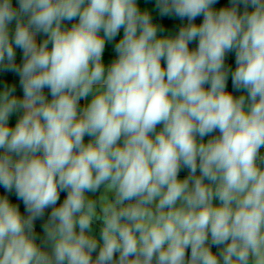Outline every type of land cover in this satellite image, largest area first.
I'll list each match as a JSON object with an SVG mask.
<instances>
[{
  "label": "clouds",
  "instance_id": "1",
  "mask_svg": "<svg viewBox=\"0 0 264 264\" xmlns=\"http://www.w3.org/2000/svg\"><path fill=\"white\" fill-rule=\"evenodd\" d=\"M218 4L0 0V264H264V0Z\"/></svg>",
  "mask_w": 264,
  "mask_h": 264
},
{
  "label": "trees",
  "instance_id": "2",
  "mask_svg": "<svg viewBox=\"0 0 264 264\" xmlns=\"http://www.w3.org/2000/svg\"><path fill=\"white\" fill-rule=\"evenodd\" d=\"M139 3L141 4L142 7H145V8H148L149 10H151V7L153 6V3H154V0H139ZM229 4V0H219V6H225V5H228ZM241 11H243V7L241 6ZM154 19L157 21V22H160L161 21V18L159 17V15H153ZM164 22L165 23H169V24H174L178 27V25L180 24L179 22H176V21H173L169 18H163ZM176 28L173 29V34L175 32ZM13 123L15 122V118H13ZM159 127V126H158ZM89 138L86 137L85 138V141L87 142ZM4 190L2 188H0V193H2ZM63 195V194H62ZM13 200H15V197L14 195H12L11 197ZM21 209H23V205L21 204ZM39 223L40 222H37V228L39 230ZM216 249H214L215 251Z\"/></svg>",
  "mask_w": 264,
  "mask_h": 264
},
{
  "label": "crops",
  "instance_id": "3",
  "mask_svg": "<svg viewBox=\"0 0 264 264\" xmlns=\"http://www.w3.org/2000/svg\"><path fill=\"white\" fill-rule=\"evenodd\" d=\"M14 3H15V0H14ZM216 7L218 8L220 6L219 5H216ZM150 11H151L152 15H154V14L157 15L158 14V10L155 8V0H154L153 6L151 7V10ZM169 19L180 23V21L178 20V18H174L173 17V18H169ZM200 21H202V17H198L197 18V22H200ZM190 47H195V42L193 44H191ZM229 87H230V85H229ZM81 103L83 104L84 101H82ZM262 152H264V149H262ZM186 174H187V170H182L181 177H183Z\"/></svg>",
  "mask_w": 264,
  "mask_h": 264
},
{
  "label": "rangeland",
  "instance_id": "4",
  "mask_svg": "<svg viewBox=\"0 0 264 264\" xmlns=\"http://www.w3.org/2000/svg\"><path fill=\"white\" fill-rule=\"evenodd\" d=\"M95 231H96V234L99 235V228L98 227H96Z\"/></svg>",
  "mask_w": 264,
  "mask_h": 264
}]
</instances>
